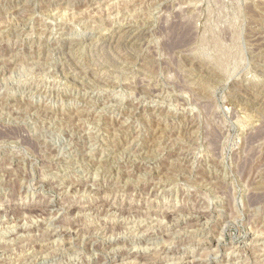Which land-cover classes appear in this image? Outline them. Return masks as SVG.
Wrapping results in <instances>:
<instances>
[{"label":"rangeland","instance_id":"1","mask_svg":"<svg viewBox=\"0 0 264 264\" xmlns=\"http://www.w3.org/2000/svg\"><path fill=\"white\" fill-rule=\"evenodd\" d=\"M0 264H264V0H0Z\"/></svg>","mask_w":264,"mask_h":264},{"label":"bare ground","instance_id":"2","mask_svg":"<svg viewBox=\"0 0 264 264\" xmlns=\"http://www.w3.org/2000/svg\"><path fill=\"white\" fill-rule=\"evenodd\" d=\"M53 225V224H52ZM118 246V245H117ZM35 249V248H34ZM227 254V253H226ZM225 256V255H224ZM191 263V262H190Z\"/></svg>","mask_w":264,"mask_h":264}]
</instances>
